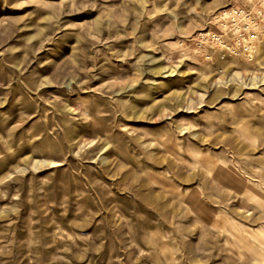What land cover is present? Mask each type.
<instances>
[{
	"label": "rangeland",
	"instance_id": "obj_1",
	"mask_svg": "<svg viewBox=\"0 0 264 264\" xmlns=\"http://www.w3.org/2000/svg\"><path fill=\"white\" fill-rule=\"evenodd\" d=\"M244 1L0 0V264H264V43L196 45Z\"/></svg>",
	"mask_w": 264,
	"mask_h": 264
},
{
	"label": "built area",
	"instance_id": "obj_2",
	"mask_svg": "<svg viewBox=\"0 0 264 264\" xmlns=\"http://www.w3.org/2000/svg\"><path fill=\"white\" fill-rule=\"evenodd\" d=\"M264 43V0H245L219 14L212 27L199 34L198 50L221 53L224 56L249 54L255 46Z\"/></svg>",
	"mask_w": 264,
	"mask_h": 264
},
{
	"label": "bare ground",
	"instance_id": "obj_3",
	"mask_svg": "<svg viewBox=\"0 0 264 264\" xmlns=\"http://www.w3.org/2000/svg\"><path fill=\"white\" fill-rule=\"evenodd\" d=\"M259 46V45H258ZM258 46H255L254 48H252L251 50H250V55L252 56L254 53H255V51H256V49H257V47ZM241 77V75H240V73H238V72H236V73H234L232 76H231V80H234V79H237V78H240ZM256 76H253L252 77V79L253 80H256ZM264 78V77H263ZM263 80V79H262Z\"/></svg>",
	"mask_w": 264,
	"mask_h": 264
}]
</instances>
